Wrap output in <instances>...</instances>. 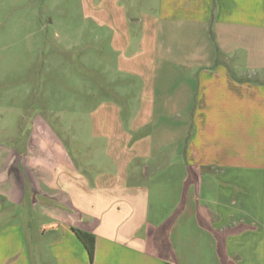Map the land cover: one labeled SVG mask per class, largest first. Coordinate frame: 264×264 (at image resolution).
<instances>
[{"label": "crops", "instance_id": "crops-1", "mask_svg": "<svg viewBox=\"0 0 264 264\" xmlns=\"http://www.w3.org/2000/svg\"><path fill=\"white\" fill-rule=\"evenodd\" d=\"M149 1L84 4L125 79L84 144L37 78L0 92V264H264V0Z\"/></svg>", "mask_w": 264, "mask_h": 264}, {"label": "rangeland", "instance_id": "rangeland-1", "mask_svg": "<svg viewBox=\"0 0 264 264\" xmlns=\"http://www.w3.org/2000/svg\"><path fill=\"white\" fill-rule=\"evenodd\" d=\"M85 3L87 0H0V92L6 93L2 95L6 111L14 105L20 79L31 75L33 80H39L40 87L39 92L34 88L35 98L30 96V103L36 108L49 103L59 113L61 122L70 125L69 134H74L80 144L88 137L89 113L101 101L115 99L112 90L121 92L125 86L124 75L116 73V55L109 49V32L96 31L94 14L85 8ZM123 3L132 7L139 3L144 10L149 7L145 0ZM89 13L93 16L87 19L85 15ZM137 32L140 35V29L132 27V34ZM51 40L80 46L66 51L60 45V49L53 51ZM87 42L98 43L90 49L85 47ZM99 57H103L101 75L96 70ZM131 90L137 95L139 83L134 82ZM52 123L57 125L55 120ZM71 134L63 137L68 141ZM70 148L78 156L73 145ZM244 179L243 185L254 184L253 178Z\"/></svg>", "mask_w": 264, "mask_h": 264}, {"label": "trees", "instance_id": "trees-1", "mask_svg": "<svg viewBox=\"0 0 264 264\" xmlns=\"http://www.w3.org/2000/svg\"><path fill=\"white\" fill-rule=\"evenodd\" d=\"M74 233L78 237V239L82 242V244L85 246L89 258L93 259L94 256V243H95V238L92 234L78 230V229H73Z\"/></svg>", "mask_w": 264, "mask_h": 264}]
</instances>
